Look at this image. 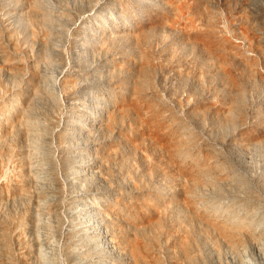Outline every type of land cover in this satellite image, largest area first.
Listing matches in <instances>:
<instances>
[{"label": "rangeland", "instance_id": "rangeland-1", "mask_svg": "<svg viewBox=\"0 0 264 264\" xmlns=\"http://www.w3.org/2000/svg\"><path fill=\"white\" fill-rule=\"evenodd\" d=\"M234 219L264 229V0H0V264H264Z\"/></svg>", "mask_w": 264, "mask_h": 264}, {"label": "bare ground", "instance_id": "bare-ground-1", "mask_svg": "<svg viewBox=\"0 0 264 264\" xmlns=\"http://www.w3.org/2000/svg\"><path fill=\"white\" fill-rule=\"evenodd\" d=\"M194 163H195L194 168L190 167V170L194 171V175L197 178H199L200 176L204 177L203 175H208L210 173L208 167L204 165V163H201V162L200 163L194 162ZM207 184L208 182L206 181L202 185L206 186ZM231 214L233 215L232 212ZM251 217L255 218L258 216L257 214L256 216L253 214L251 215ZM255 220H257V218ZM253 223H254V220L245 219L244 221H242V225H241L242 227L238 228V226L240 225V221L235 220L234 223H230V222L228 223V228H224V226L219 228L220 230L219 235L221 236L223 241L226 243L228 247L227 250L231 254H237V253L240 254L243 261H246V259L243 257V254L245 253L246 248H245V243L243 242L244 236H242L241 232H239L240 230H243L247 234V236L251 239V241L256 243V245L258 246L259 252L264 253V240H262V237H261V233L264 232V229L258 227V224L254 225ZM131 254L134 255L133 252Z\"/></svg>", "mask_w": 264, "mask_h": 264}]
</instances>
